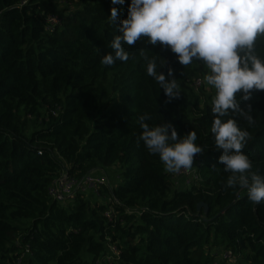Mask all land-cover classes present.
I'll use <instances>...</instances> for the list:
<instances>
[{
    "label": "trees",
    "instance_id": "16d2710c",
    "mask_svg": "<svg viewBox=\"0 0 264 264\" xmlns=\"http://www.w3.org/2000/svg\"><path fill=\"white\" fill-rule=\"evenodd\" d=\"M130 3L0 0V264L24 245L25 264H264V201L226 187L232 173L219 163L211 132L214 96L189 86L210 74L206 64L181 65L146 37L123 45L126 62L101 63L114 55L111 42ZM49 12L60 18L51 32L44 29ZM255 54L264 61V35ZM145 56L158 72L173 69L179 98L169 100L147 74ZM237 100L251 107L253 122L229 115L250 133L243 152L264 176V91ZM144 114L150 127L171 123L178 138L196 132L204 150L187 186L177 187L159 154L138 141ZM109 166L114 180L98 185L96 199L79 193L57 202L46 193L61 170L81 177ZM225 253L232 259L218 257Z\"/></svg>",
    "mask_w": 264,
    "mask_h": 264
},
{
    "label": "clouds",
    "instance_id": "9594fccd",
    "mask_svg": "<svg viewBox=\"0 0 264 264\" xmlns=\"http://www.w3.org/2000/svg\"><path fill=\"white\" fill-rule=\"evenodd\" d=\"M112 3L123 4L124 0ZM117 16L113 7L110 21ZM118 33L111 42L114 55L105 54L103 65L126 62L129 56L123 45L132 46L142 37L152 45L169 47L181 65L188 66L194 59L206 64L210 74L204 80L215 89L211 132L215 147L222 150L219 163L232 173L226 187L246 189L249 200L257 204L264 201V176L252 171V162L243 152L251 135L229 115L238 113L251 124V107L242 109L237 94L248 100L253 91H264V61L255 54L256 41L264 35V0H131ZM145 60L147 74L159 83L165 96L179 98L180 85L173 69L169 67L165 75L157 71L155 58L145 56ZM149 119L147 114L138 117L143 129L138 141L149 152L159 154L166 171L190 170L194 157L204 150L195 143L196 132L191 130L181 139L171 123L150 127L145 122Z\"/></svg>",
    "mask_w": 264,
    "mask_h": 264
},
{
    "label": "built area",
    "instance_id": "2783aa9c",
    "mask_svg": "<svg viewBox=\"0 0 264 264\" xmlns=\"http://www.w3.org/2000/svg\"><path fill=\"white\" fill-rule=\"evenodd\" d=\"M60 23V18L57 13L49 12L44 16V29L48 32H51L56 25ZM201 77L195 76L189 80L190 88L195 91L201 85ZM196 160V157H194ZM194 177V169L183 170L179 173H174V182L176 185L181 183V185L187 186L191 179ZM107 179L103 175L98 174L94 171H91L87 174H84L81 177H76L72 174H69L66 170H61L55 177H53L46 187V193L51 200L57 202H64L72 198L76 194H85L91 192L97 194V188L100 184H106ZM181 187V186H178ZM182 188V187H181ZM112 210L108 207L104 211V215L107 218H110ZM24 248L14 257L10 264H25V255L28 252L27 246L24 245ZM111 253L116 254V250L113 246H109ZM229 256L228 253L224 254V257ZM108 259V255L106 256Z\"/></svg>",
    "mask_w": 264,
    "mask_h": 264
},
{
    "label": "rangeland",
    "instance_id": "374dc122",
    "mask_svg": "<svg viewBox=\"0 0 264 264\" xmlns=\"http://www.w3.org/2000/svg\"><path fill=\"white\" fill-rule=\"evenodd\" d=\"M209 74V73H204L203 75H197V76H200L201 77V85L199 86V88L197 90H195V92L201 94V95H213L215 96V89L210 86V85H207L206 84V81L204 80V77ZM195 164H196V160L194 159L193 161V166H192V171L193 169L195 168ZM94 172L98 173V174H101L104 176L105 179H107V181L109 182H113L114 180V174L116 172V167H113V166H109L107 168H103V169H99V170H94ZM178 186H181L182 188L185 187L184 185H181V183L177 184V187ZM98 195H95L91 192H87L85 194H81V198H90L91 199H96ZM218 257L220 259H223V260H227L224 255H218ZM232 259V257H230V255L228 256V259ZM230 259V260H231ZM226 262V261H225Z\"/></svg>",
    "mask_w": 264,
    "mask_h": 264
},
{
    "label": "water",
    "instance_id": "95a60500",
    "mask_svg": "<svg viewBox=\"0 0 264 264\" xmlns=\"http://www.w3.org/2000/svg\"><path fill=\"white\" fill-rule=\"evenodd\" d=\"M196 207H197V208L202 207L204 211L206 210V205H205L204 203H202V202H198V203L196 204Z\"/></svg>",
    "mask_w": 264,
    "mask_h": 264
}]
</instances>
